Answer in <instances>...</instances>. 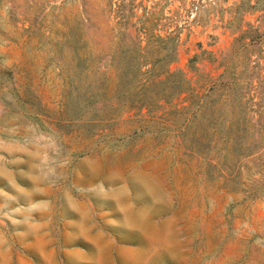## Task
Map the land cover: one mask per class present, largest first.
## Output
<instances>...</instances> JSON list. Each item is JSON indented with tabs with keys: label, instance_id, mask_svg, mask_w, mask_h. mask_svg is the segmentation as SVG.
Segmentation results:
<instances>
[{
	"label": "rangeland",
	"instance_id": "374dc122",
	"mask_svg": "<svg viewBox=\"0 0 264 264\" xmlns=\"http://www.w3.org/2000/svg\"><path fill=\"white\" fill-rule=\"evenodd\" d=\"M0 264H264V0H0Z\"/></svg>",
	"mask_w": 264,
	"mask_h": 264
},
{
	"label": "trees",
	"instance_id": "16d2710c",
	"mask_svg": "<svg viewBox=\"0 0 264 264\" xmlns=\"http://www.w3.org/2000/svg\"><path fill=\"white\" fill-rule=\"evenodd\" d=\"M168 76L170 75H173L172 73L169 72V70L167 69V73H166Z\"/></svg>",
	"mask_w": 264,
	"mask_h": 264
}]
</instances>
